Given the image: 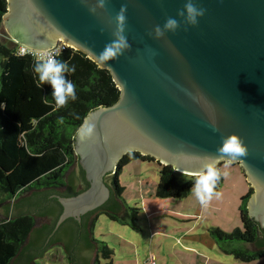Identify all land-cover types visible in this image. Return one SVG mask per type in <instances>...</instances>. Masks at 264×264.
Returning a JSON list of instances; mask_svg holds the SVG:
<instances>
[{"label": "water", "instance_id": "1", "mask_svg": "<svg viewBox=\"0 0 264 264\" xmlns=\"http://www.w3.org/2000/svg\"><path fill=\"white\" fill-rule=\"evenodd\" d=\"M6 1L3 43L45 51L64 42L108 70L121 92L114 105L90 112L76 134L79 161L68 176H76L81 190L82 170L89 188L59 197L57 228L105 205L107 176L132 153L189 176H198L209 157H216V167L239 165L253 188L249 215L264 228V0H191L204 8L192 24L188 0ZM170 17L178 22L175 30L165 28ZM121 37L127 46L118 48ZM107 46L112 55L105 59L100 54ZM233 135L245 154L221 155L218 149ZM46 223L37 218L36 229ZM51 246L43 244L34 259ZM94 259L95 253L91 264Z\"/></svg>", "mask_w": 264, "mask_h": 264}, {"label": "trees", "instance_id": "2", "mask_svg": "<svg viewBox=\"0 0 264 264\" xmlns=\"http://www.w3.org/2000/svg\"><path fill=\"white\" fill-rule=\"evenodd\" d=\"M7 7V1L0 0V30ZM13 42L15 47H10L0 40V104L4 105L0 107V206L5 212L0 222V264H14L16 260L30 264L34 254L48 243H62L70 264H91L93 253L94 264H114V250L96 238L95 229L102 215L138 228L140 209L130 208L122 197L125 188L121 187L119 176L123 168L135 160L157 163V197L162 199L188 197L197 176L180 174L151 157L128 154L107 182L111 189L108 202L82 216L81 221L69 218L57 228L63 213L59 197H74L89 188L82 170L78 178L81 190L77 188L76 176H68L79 159L75 152L76 134L90 112L114 105L121 92L108 70L101 69L83 52L67 48L56 59L75 67L74 73L64 75L76 85L77 99L58 108L51 86L37 87L38 77L32 69L39 61L21 55V44ZM45 99L48 103H44ZM223 164L217 166L220 172ZM240 170L249 188L239 206L241 227L230 234L215 227L208 233L224 255L247 264H264V228L249 215L253 188L244 170ZM179 175L189 179L182 180ZM223 181L221 172L215 191ZM37 218H46L48 223L36 229ZM29 237L32 239L27 244Z\"/></svg>", "mask_w": 264, "mask_h": 264}, {"label": "rangeland", "instance_id": "3", "mask_svg": "<svg viewBox=\"0 0 264 264\" xmlns=\"http://www.w3.org/2000/svg\"><path fill=\"white\" fill-rule=\"evenodd\" d=\"M3 31L4 28L2 27L0 40ZM230 164L224 163L221 166L224 181L220 188V196L215 202L210 201L205 210L204 208L199 210L200 202L192 192L184 199L157 197L160 182L157 163L135 160L127 164L119 176V181L121 187L125 188L122 197L127 205L130 208L140 209L138 228L132 229L129 226L113 222L107 216L102 215L95 229L96 238L107 243L114 250L113 263L148 264V260L155 259L156 264H204L205 260L198 257H202V254L198 253L197 255L185 249L184 245H193V243L190 237H182V235L194 234L192 239L195 240V243L210 248L209 246L215 245L208 233L210 228H220L225 233L230 234L241 227L240 200L246 196L249 188L240 174V166L234 164L236 167H231ZM112 176L113 174L107 176L106 182L110 183ZM179 178L182 180L189 179V177L185 178L182 175H179ZM232 187L235 188L233 189L234 192ZM228 189L231 190L229 198L232 197L228 199L229 202L227 201L228 204L224 205L225 207L219 208ZM146 208L148 211H156L158 214L149 217ZM191 215L193 217L199 215V219L192 220ZM193 229L194 231H192ZM204 238H206L205 241ZM62 248L60 244L51 246L44 253L42 259L36 258L33 263L70 264L68 254ZM217 252L218 248L217 251L214 249V254H218L228 264L236 262L234 258ZM239 264L247 263L241 262Z\"/></svg>", "mask_w": 264, "mask_h": 264}, {"label": "clouds", "instance_id": "4", "mask_svg": "<svg viewBox=\"0 0 264 264\" xmlns=\"http://www.w3.org/2000/svg\"><path fill=\"white\" fill-rule=\"evenodd\" d=\"M185 9L187 11V22L190 24L194 23L204 10L203 7H200L199 9L194 7L191 0H188L185 4ZM178 14L183 16L185 13L181 10ZM118 19H124L122 12L118 15ZM177 24V20L170 17L166 21L165 28L175 30ZM156 34L158 37L162 35L159 27L156 28ZM122 46H127L123 37H121L118 48ZM100 55L105 59L109 58L112 55L110 46H107L106 52H103ZM32 70L38 77L37 87H42L45 84L51 86V96L58 108L67 105L69 100L75 101L77 99L76 85L64 75L66 72L69 74L74 73V66H70L66 61L49 57L46 60L35 63ZM44 103H48L47 99L44 100ZM0 107H4V105L0 104ZM82 127H84V125H82ZM88 133L89 135L92 133L91 126L88 127ZM218 152L221 155L227 154L228 156L235 158L237 156H243L246 152V148L243 142L237 136L233 135L225 139L223 145L218 149ZM208 161L209 162L200 170L190 190L202 206H207L213 197L218 198L220 196V193L215 191L217 182L221 178V172L216 167V157H209Z\"/></svg>", "mask_w": 264, "mask_h": 264}, {"label": "crops", "instance_id": "5", "mask_svg": "<svg viewBox=\"0 0 264 264\" xmlns=\"http://www.w3.org/2000/svg\"><path fill=\"white\" fill-rule=\"evenodd\" d=\"M229 165V164H228ZM230 166L231 167H236V166H234V164H230ZM233 189H235V188H233L232 187V191L234 192V190ZM220 190L221 189H219L218 190V192H220ZM231 190H227V192L225 193V197L223 198V200L221 201V203H220V207L219 208H221V207H223L224 205H227L228 204V199H230L229 198V195L231 194V192H230ZM233 194V193H232ZM216 199H218V198H213L211 201L212 202H215L216 201ZM221 200V199H220ZM218 201V200H217ZM228 201V202H227ZM240 202H241V200H240ZM200 204V203H199ZM206 207L207 206H202L201 204L199 205V210H202L203 208H204V210L206 209ZM225 207V206H224ZM146 210H147V212H148V216L149 217H154V216H156L158 213H156V211H148V209L146 208ZM196 214V213H195ZM199 214V213H198ZM198 217H193V215H191V219L192 220H198L199 219V215H197ZM192 231H194V229L192 230ZM198 235V234H197ZM182 237H190L191 238V240H192V243H193V245L191 244V245H184V247H185V249L186 250H189V251H192L193 253H195V254H197L198 255V253L199 254H202V257L201 256H198L200 259L202 258V259H204L205 260V262H204V264H228V262H226V260H222L219 256H218V254H214V249L217 251V247H216V245H214V246H209L210 248H208L207 246H205V245H200L199 243H195V240L194 239H192V237H194V234H190V233H187V234H184V235H182ZM205 239L206 238H204V241H205ZM199 240H201V239H199ZM211 247H214V248H211ZM208 248V249H207ZM208 252H207V251ZM212 253V254H210V253ZM217 253H221L219 250H218V252ZM223 254V253H222ZM151 260V259H150ZM154 261H155V259H153ZM235 260V259H234ZM202 261V260H201ZM236 262H234V263H231V264H239V263H241V262H239V261H237V260H235ZM149 262V260L147 261V263ZM155 263H156V261H155Z\"/></svg>", "mask_w": 264, "mask_h": 264}, {"label": "built area", "instance_id": "6", "mask_svg": "<svg viewBox=\"0 0 264 264\" xmlns=\"http://www.w3.org/2000/svg\"><path fill=\"white\" fill-rule=\"evenodd\" d=\"M70 48L66 43L61 42L58 45L51 47L45 51L30 49L24 45L19 47V53L23 56H30L38 61L46 60L49 57L57 58L64 50ZM148 264H156L153 259L149 260Z\"/></svg>", "mask_w": 264, "mask_h": 264}, {"label": "flooded vegetation", "instance_id": "7", "mask_svg": "<svg viewBox=\"0 0 264 264\" xmlns=\"http://www.w3.org/2000/svg\"><path fill=\"white\" fill-rule=\"evenodd\" d=\"M77 186H78V184H76ZM80 187H82V186H80ZM77 188H79V187H77Z\"/></svg>", "mask_w": 264, "mask_h": 264}]
</instances>
